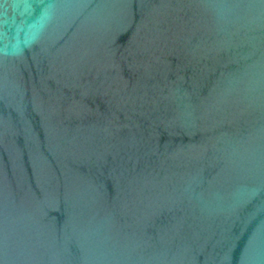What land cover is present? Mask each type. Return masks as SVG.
<instances>
[{
  "label": "water",
  "instance_id": "95a60500",
  "mask_svg": "<svg viewBox=\"0 0 264 264\" xmlns=\"http://www.w3.org/2000/svg\"><path fill=\"white\" fill-rule=\"evenodd\" d=\"M0 264H264V0H0Z\"/></svg>",
  "mask_w": 264,
  "mask_h": 264
}]
</instances>
